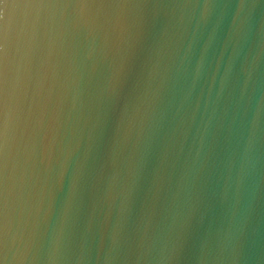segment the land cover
<instances>
[{
  "label": "water",
  "instance_id": "1",
  "mask_svg": "<svg viewBox=\"0 0 264 264\" xmlns=\"http://www.w3.org/2000/svg\"><path fill=\"white\" fill-rule=\"evenodd\" d=\"M0 264H264V0H0Z\"/></svg>",
  "mask_w": 264,
  "mask_h": 264
}]
</instances>
